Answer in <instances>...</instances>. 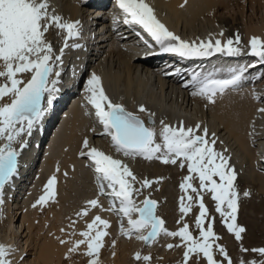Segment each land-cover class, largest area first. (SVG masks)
Here are the masks:
<instances>
[{
  "label": "bare ground",
  "instance_id": "6f19581e",
  "mask_svg": "<svg viewBox=\"0 0 264 264\" xmlns=\"http://www.w3.org/2000/svg\"><path fill=\"white\" fill-rule=\"evenodd\" d=\"M146 3L153 8L156 18L181 40L196 44L212 42L213 51L207 66L192 71L185 82L183 72L173 74L170 68L163 67L164 62L144 57L134 60V52L140 48L130 45L126 49L125 44L113 38L96 43V51L90 59L86 62L81 60L78 54L80 47L72 45H79L86 35L82 28L88 12L84 1L49 0L50 12L64 21L80 22V35L76 39H67L69 47L65 48L66 32L52 27L45 34V39L53 47V71L48 77V86L52 87L51 81L57 77L55 73L61 74V65L64 67L67 63H75L76 72L81 71L80 84L71 89L63 101H53L51 107L46 104L45 93L44 115L34 125L31 135L25 131L12 144L19 153L17 172L5 183L3 190L0 244L15 249L9 257L13 264H89L91 258L84 254L86 245H81L72 253L68 249L74 241L83 239L79 233L86 231L87 224L96 216L110 225L104 229L108 235L103 238L98 264H136L135 254L142 251L144 255L154 257L153 264H158L160 260H167L168 245L176 238H179L178 247L186 250L184 245L187 242L163 232L150 243L138 240L137 233L131 237L121 234V227L125 230L129 227L128 218L108 210L110 207L119 208V201H113L107 194L111 189L107 187L101 194L91 158L80 155L81 151H87L83 148L85 139L89 148L95 147L128 166L136 177L132 186L139 189L138 193L133 192L135 204L141 207L145 198L155 200V215L165 222L164 228L168 231H177L180 222L191 218L193 209L196 221L200 214L197 211L200 197L205 204L206 196L212 195L199 188L198 176L189 173L187 162H184L183 168L180 167L181 159L176 164H165L161 159L125 157L116 152L111 137L104 133L95 109L88 103L90 93L86 91L87 82L93 74L100 77L103 89L113 103L123 105L127 112L139 116L145 126L155 127L157 132L161 120L174 127H178L181 121L185 126L200 124L202 128L206 127L207 138L216 141L215 149L229 158V165L235 170V187L237 182L244 184L241 196L251 199L248 203L251 208L264 212V112L259 111L264 108V63L250 54L249 46V40L254 36L264 40V0H241L235 5L227 0H146ZM199 16H204L203 21ZM196 23L199 26L201 23L210 24L213 29H209L207 34L199 33ZM236 35L240 36V46L244 49L242 54L230 56L214 51L216 40H220L223 46L228 39L235 40ZM233 46H236L235 43ZM62 48L61 60L56 61L55 56L61 55ZM241 66H247L245 78L238 87L217 92L213 97L215 103L192 94L195 89L188 82L194 74H212L215 79H224L230 76L229 69ZM18 78L26 83L31 74H18ZM10 102L11 97H5L0 104ZM141 105L145 107V112L139 111ZM150 113L154 114L151 117L154 124L149 121ZM40 137L42 141L38 146ZM21 140L25 142L23 147L19 143ZM156 142H162L159 136ZM5 143L6 140L0 139V147ZM53 175L56 176L55 197L33 207L45 194V185ZM189 175L193 179L188 183L197 189L195 193L191 189L182 191L180 187L184 177ZM145 179L152 182L150 187H142ZM152 188L156 190L155 194L151 193ZM245 192L249 195L245 196ZM182 196L185 197V205L191 206L186 215L180 212ZM188 196L193 199L189 201ZM93 199L98 200L96 207L87 203ZM173 204L175 207H172ZM42 208L46 212L41 215ZM85 209L88 211L86 216L77 215ZM132 218L138 219L139 214L133 213ZM148 230H142V234ZM92 234L95 235V232ZM61 240L67 243L61 244ZM83 258L84 262L81 261ZM139 261L138 264H150L149 261Z\"/></svg>",
  "mask_w": 264,
  "mask_h": 264
},
{
  "label": "snow or ice",
  "instance_id": "6c2138e0",
  "mask_svg": "<svg viewBox=\"0 0 264 264\" xmlns=\"http://www.w3.org/2000/svg\"><path fill=\"white\" fill-rule=\"evenodd\" d=\"M116 4L124 15L123 22L142 28L160 45L162 52L178 54L181 57L212 54L211 41L199 44L189 43L170 32L156 18L153 8L146 3V0H116ZM49 9V0H0V77L5 80L0 84V101H3L5 97H11L10 103L0 104V139L7 141L3 147H0V205L4 203L5 183L10 181L17 172L19 153L12 147L13 142H16L25 131L31 135L34 125L46 111L43 106L44 94L47 93L46 104L51 107L55 98L54 94L58 91L55 87L57 80L51 81L52 87L48 86V77L53 71V66L50 64L53 60V47L45 39V34L52 27L66 32L65 48L69 47L67 39L80 35L79 21H64L62 17L50 12ZM234 43L236 46H233ZM249 46L250 54L258 57L260 63H264V40L254 36L249 40ZM72 47H80V45L74 44ZM60 51L61 55L55 56L56 61L61 60L63 48ZM214 51L236 56L242 54L244 49L240 46V36L236 35L235 40L230 38L223 46L220 40H216ZM228 71L230 76L224 79H215L212 74H194L188 82L195 89L192 94L206 97L210 103H215L213 97L217 92L223 93L228 88L239 86L245 78L247 66L232 68ZM28 73L31 74V78L26 83L18 78V74ZM55 75L58 77L60 73L56 72ZM86 91L90 93L88 103L95 109V115L99 123L103 125L104 133L111 137L116 152L122 153L125 157L141 156L148 160L161 159L165 164H176L177 160L181 159V168L185 166L184 162H187L189 173H196L198 176L199 188L212 193L213 200L217 202L216 210L221 217L225 218L228 231L235 232L237 240L240 239V234L245 229L237 227L235 223L238 208V193L234 184L236 173L229 165V158L215 149L216 141L207 138L206 127L202 128L200 124L194 127L185 126L183 121L178 127H174L161 120V127L157 132L155 127L145 126V122L139 116L127 112L123 105L113 103L105 93L99 76L92 75L87 82ZM139 111L145 112L146 109L141 105ZM259 111L264 112V108ZM153 115L149 114L151 124H154L151 119ZM157 136L161 143L156 142ZM19 143L23 147L25 142L21 140ZM83 148L87 151H81L80 155L91 158L101 194L105 193V187H107L111 189L107 194L113 198V201H119V208L110 207L108 210L122 213L128 218L129 227L127 230L121 227L122 235L131 237L133 233H137L136 238L145 243L154 241L161 232L167 236L180 237L187 242L184 245L186 247L184 264H187L190 254L200 253L206 258L207 264H218L213 257V244L210 243V239L215 237L212 224H208L207 230L203 227L207 209L203 204L202 196L199 203L200 214L196 220L200 239L192 237L186 223L178 231H168L164 228L165 222L155 215L157 206L155 200L145 198L143 207L135 204L132 199L133 192L138 193L139 189L133 188L132 182L136 180V177L127 165L95 147L89 148L87 139L83 142ZM214 177H218L220 182L218 183ZM192 179L191 175L184 177V182L180 185L182 191L191 189L192 192H197V189L188 183ZM151 183L145 179L142 187H150ZM55 185L56 176L53 175L45 185V194L39 197L33 207L53 199L56 194ZM244 195L247 196L249 193L245 192ZM187 199L191 201L193 197L188 196ZM184 200L185 197L182 196L180 212L186 215L191 210V206L185 205ZM87 203L91 207H96L98 200L93 199ZM224 205L230 211H225L222 207ZM133 213H138L139 218L133 219ZM87 214V209L77 213L78 216ZM228 220H231V223H227ZM108 227H110L108 221L101 219L100 216L94 217L91 223L87 224V230L79 233L83 239L74 241L68 249L69 253L76 252L81 245H86L87 251L84 254L91 258L89 264H98V254L103 246V238L108 235L104 229ZM146 228L150 230L147 235H144L142 230ZM93 231L95 235L92 234ZM60 243L64 244L67 241L61 240ZM172 247L174 246L168 245L169 249ZM14 251L15 249L11 246L0 244V264H13L9 257ZM219 251L227 257L223 247H219ZM242 251L247 252L249 249H242ZM251 251L264 257V248L251 249ZM134 258L144 261L151 259L147 255L141 256L139 252ZM227 264H232L230 259ZM241 264H264V260L242 261Z\"/></svg>",
  "mask_w": 264,
  "mask_h": 264
},
{
  "label": "rangeland",
  "instance_id": "374dc122",
  "mask_svg": "<svg viewBox=\"0 0 264 264\" xmlns=\"http://www.w3.org/2000/svg\"><path fill=\"white\" fill-rule=\"evenodd\" d=\"M227 1L231 5H235L237 2H241V0H227ZM204 15L209 16L208 14H204ZM203 17L204 16H199V19H202L203 21ZM199 25H200L199 23L198 24L196 23V26L198 27L197 28L198 32L202 34H207L210 31L209 29H213L211 25L207 23H203V25L201 23V26ZM50 64H52V61L50 62ZM4 82H5L4 78L0 77V84ZM214 178L217 180L218 183L220 182L218 177H214ZM237 183H236V187L238 186L237 187L238 208H237L235 223L237 227H243L245 229V231L240 234L239 240H237L235 232L228 231L225 218L221 217L220 213L216 210V207L214 206V204H216L217 202L212 199V195L210 194L207 197L205 194L207 204L205 203L204 206L207 209V212L204 218L203 227L205 228V230H207L208 224H212L215 237L210 239V243L213 244V257L218 262V264H227L228 259L231 260L232 264H241V260L243 261L244 259H246L245 262H251L253 260L260 261L264 259V257H261L258 253L251 251V249L264 248V212L262 213L261 210H260L261 212H258L259 208H255V207L251 208L248 205L249 200L251 199H246L244 196L243 197L241 196V186H243L244 184L240 185L241 182L240 183L237 182ZM151 191H150L151 193L155 194L156 190L152 188ZM174 205L175 204H173L172 207H175ZM141 207H143V204ZM222 207L224 208L225 211H230L227 209L226 205ZM193 210H191V216H190L191 218L186 219L183 223L180 222L176 230L178 231L180 228L184 226L185 222H187L186 224L189 225L188 226L189 232L191 233L192 237L194 239H200L199 229L197 228L196 221L193 219L195 218L194 216L195 209ZM197 211L200 213L199 207ZM45 212H46L45 208H42L41 215ZM259 213L260 214L262 213L261 214L262 216H260ZM227 223H231V220H228ZM147 232L144 235H147ZM178 240L179 238H176V240H174L171 243V245H173L174 247L168 249L169 253L165 255L167 260L165 261L160 260V263L158 264H167V263L184 264V252L186 250H182V248L177 247ZM217 246L224 248L225 252L227 253V257H225L222 253H220L219 247ZM242 249H249V251L244 252L242 251ZM140 254L141 256H145L143 251ZM147 256L151 257V255H147ZM81 261L84 262L85 259L83 258L81 259ZM154 261H155L154 257H151L149 263L153 264ZM157 261L159 262V260ZM139 262L140 261L138 260L136 264H138ZM187 264H207V260L202 253L190 254Z\"/></svg>",
  "mask_w": 264,
  "mask_h": 264
}]
</instances>
